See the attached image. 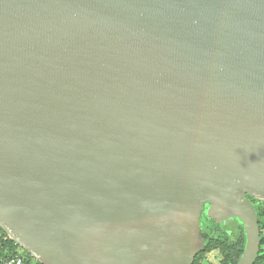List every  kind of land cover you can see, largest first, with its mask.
<instances>
[{
	"label": "water",
	"instance_id": "1",
	"mask_svg": "<svg viewBox=\"0 0 264 264\" xmlns=\"http://www.w3.org/2000/svg\"><path fill=\"white\" fill-rule=\"evenodd\" d=\"M264 202V0H0V227L43 264H192L201 216Z\"/></svg>",
	"mask_w": 264,
	"mask_h": 264
},
{
	"label": "trees",
	"instance_id": "2",
	"mask_svg": "<svg viewBox=\"0 0 264 264\" xmlns=\"http://www.w3.org/2000/svg\"><path fill=\"white\" fill-rule=\"evenodd\" d=\"M249 198L252 200L255 209L258 215V223L262 217H264V202H260L258 200L253 199L251 196ZM232 220H228V224L231 228L227 230L219 229L218 227L226 224L223 223H215L213 218H206L205 215H202L201 218V246L200 250H205L209 243L216 242L223 246L224 249V259L223 264H236L238 258L240 257L243 246H244V235L242 230L241 222L235 218H231ZM260 229V245L259 252L253 264L264 263V237L263 230L259 225ZM0 231L2 237L0 238L2 241V250L0 252V256L4 257L6 254L13 255L16 253L17 249H19L18 245L8 237V235L3 231L0 227ZM5 238V239H4ZM23 255L26 256L27 259H30V255L23 250ZM0 264H2L0 262ZM194 264V262L192 263Z\"/></svg>",
	"mask_w": 264,
	"mask_h": 264
},
{
	"label": "rangeland",
	"instance_id": "3",
	"mask_svg": "<svg viewBox=\"0 0 264 264\" xmlns=\"http://www.w3.org/2000/svg\"><path fill=\"white\" fill-rule=\"evenodd\" d=\"M209 219V218H208ZM223 220H216L214 219L215 223H220ZM260 227L263 230V236L264 237V217H262L260 221ZM219 229L227 230L231 228L229 224H224ZM224 249L223 246L220 244H217L216 242L209 243L208 247L205 250H199L194 258V264H223L224 259ZM264 264V263H260Z\"/></svg>",
	"mask_w": 264,
	"mask_h": 264
},
{
	"label": "built area",
	"instance_id": "4",
	"mask_svg": "<svg viewBox=\"0 0 264 264\" xmlns=\"http://www.w3.org/2000/svg\"><path fill=\"white\" fill-rule=\"evenodd\" d=\"M1 237H2V234L0 231V238ZM18 247H19V249H17L15 254H13V255L6 254L4 257L0 256V262L2 264H43V263L36 261L31 256H30L31 257L30 259H27L25 255H23L22 253L19 252V251L22 252L24 249L21 248L19 245H18ZM1 250H2V241L0 239V252H1Z\"/></svg>",
	"mask_w": 264,
	"mask_h": 264
},
{
	"label": "flooded vegetation",
	"instance_id": "5",
	"mask_svg": "<svg viewBox=\"0 0 264 264\" xmlns=\"http://www.w3.org/2000/svg\"><path fill=\"white\" fill-rule=\"evenodd\" d=\"M201 218H202V216H201ZM228 220H232V219H231V218L224 219L223 221H221V223H223V222H227L226 224H228ZM200 221H201V219H200Z\"/></svg>",
	"mask_w": 264,
	"mask_h": 264
}]
</instances>
